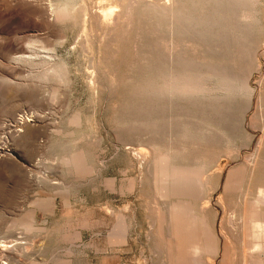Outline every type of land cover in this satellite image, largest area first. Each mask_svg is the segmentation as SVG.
Instances as JSON below:
<instances>
[{"label": "rangeland", "instance_id": "obj_1", "mask_svg": "<svg viewBox=\"0 0 264 264\" xmlns=\"http://www.w3.org/2000/svg\"><path fill=\"white\" fill-rule=\"evenodd\" d=\"M0 128V264H193L157 199L162 157L206 170L197 264H243L237 216L264 190V0H0Z\"/></svg>", "mask_w": 264, "mask_h": 264}, {"label": "bare ground", "instance_id": "obj_2", "mask_svg": "<svg viewBox=\"0 0 264 264\" xmlns=\"http://www.w3.org/2000/svg\"><path fill=\"white\" fill-rule=\"evenodd\" d=\"M55 6V5H54ZM57 7V6H56ZM57 11V15L58 16H62L64 14V9H56ZM55 11V10H54ZM52 11V12H54ZM112 11V10H111ZM48 13V12H47ZM52 13H50L49 15H51ZM116 27V26H114ZM49 73V72H48ZM56 73V72H55ZM45 76V75H44ZM55 76V75H54ZM42 77V76H41ZM194 83V82H193ZM178 85V84H177ZM195 86V85H194ZM222 87V86H221ZM186 88V86H185ZM196 88V87H195ZM176 89V88H175ZM201 89V88H200ZM234 89V88H233ZM172 91V90H171ZM175 91V90H174ZM235 91V90H234ZM233 91V92H234ZM236 92V91H235ZM179 95V94H178ZM23 119V118H22ZM21 120V119H19ZM27 120V119H26ZM17 122V121H16ZM23 122V121H22ZM25 122V120H24ZM23 122V124L25 125V123ZM29 122V121H28ZM20 124V123H17ZM28 124V123H26ZM9 126V125H8ZM11 126V125H10ZM4 127V126H2ZM1 127V128H2ZM16 127V126H15ZM20 127V126H19ZM22 127V126H21ZM28 127H32L31 125H28L26 128L29 130ZM0 130H5L7 129L5 127V129H1ZM13 128V127H12ZM23 128V127H22ZM24 129V128H23ZM13 130V129H12ZM18 131V130H17ZM20 131V130H19ZM25 131H27L25 129ZM6 133V130L4 131ZM3 132V133H4ZM0 134L1 131H0ZM7 134V133H6ZM10 134V133H9ZM21 134V132H20ZM28 134V132H27ZM12 136V135H11ZM30 136V135H29ZM28 137V136H27ZM32 137V136H31ZM0 138L2 139V137L0 136ZM5 138V137H4ZM30 138V137H29ZM34 138V137H33ZM28 139V138H27ZM3 140V139H2ZM4 141V140H3ZM6 141V140H5ZM28 141V140H27ZM4 143V142H3ZM7 143V142H5ZM4 143V144H5ZM37 143V142H36ZM259 143V142H258ZM3 144V145H4ZM2 145V146H3ZM260 146V145H257ZM5 145L2 147V149H4ZM1 149V146H0ZM260 149V148H259ZM258 149V150H259ZM6 150V149H5ZM257 150V151H258ZM257 153V152H256ZM260 154V153H259ZM257 156V155H255ZM153 158V157H152ZM257 158V157H256ZM253 159V158H252ZM68 160V159H67ZM70 161V159H69ZM83 159L82 157H80L79 155L71 158V166H75L76 168L78 167L79 171H82V169H80L81 163H82ZM158 162L156 163V160L154 161V163L158 164V174L156 177V187H157V199L159 201H169L171 200V207H170V214L169 215V219L171 223H174V225L177 227L178 230L183 231L184 234L188 233L190 235H192L194 237V241L190 242L188 244V246L186 247V253H187V257H188V261L189 259L193 260L195 264H197L198 259L200 257V254L204 251V250H209L210 246H202L197 240H195L196 237V226L198 224V220H197V214L195 215L193 213V208L191 206V203L189 202L190 200L194 199V201H202L204 202V190H205V185H206V180H205V173L206 170L205 168L201 167V168H188V167H182L180 165H174L172 164L169 159H167L166 157H162L159 160H157ZM68 162V161H67ZM258 164V162H257ZM70 166V164H68ZM150 165V164H149ZM255 165V164H254ZM253 165V166H254ZM256 166V165H255ZM74 168V167H73ZM250 171V170H249ZM255 171V170H254ZM253 171V175L256 174ZM252 172V170H251ZM212 173V172H211ZM251 176V174H250ZM219 179V176H217ZM248 177V176H247ZM256 176H254L255 179ZM260 177V176H259ZM235 178V179H234ZM208 179V178H207ZM217 179V180H218ZM244 179V178H243ZM254 179H252L253 181H255ZM110 180V179H109ZM251 180V181H252ZM262 180V179H261ZM37 181V180H36ZM41 182V181H40ZM231 184V186H233V188L236 187V189L240 190L242 188V185L239 181L238 178L233 177L231 180L229 179V181H227V184ZM253 183V182H252ZM250 183V184H252ZM262 183V182H259ZM112 184V183H110ZM249 184V182H248ZM258 181L255 185V183H253L252 185L257 186L258 189ZM113 185V184H112ZM245 185V184H244ZM250 185V187L252 186ZM207 186V185H206ZM210 186V185H209ZM255 186H253L252 188H254ZM263 186V187H262ZM260 184L259 188H263L264 189V185ZM112 187V186H111ZM208 187V186H207ZM211 187V186H210ZM222 188V187H221ZM251 188V189H252ZM132 189V188H131ZM211 189V188H210ZM256 190V187L254 188ZM133 190V189H132ZM156 190V189H155ZM209 191V190H208ZM250 192H252V190L249 189ZM254 191V190H253ZM257 191V190H256ZM215 194V193H214ZM224 194V193H223ZM237 195V199L238 195H240L239 193H235ZM247 194V193H246ZM249 194V193H248ZM257 194V195H256ZM256 194H252L255 196H252L251 193L248 195L249 198H245L249 201L250 197H253V199L248 202L247 200H243L240 196V199H242V203L244 202H248V209L247 211H245V214L242 217H238L240 215L237 216V218H239V221L241 223H243V226L247 227V237L249 238V241H247L248 243L244 245L243 242L239 243L244 245V250H243V254H242V262L243 264H248L250 262H254V264H264V190H259L258 193L256 192ZM231 195V194H230ZM206 196V195H205ZM214 196V195H213ZM235 196V195H234ZM210 197V196H208ZM207 197V198H208ZM244 198V199H245ZM176 199V200H173ZM190 199V200H189ZM212 199V198H211ZM229 201V200H227ZM158 202V201H157ZM246 202V203H247ZM147 203V202H146ZM219 203V202H217ZM245 203V204H246ZM220 204V203H219ZM224 204V203H223ZM170 205V204H169ZM167 205V207L169 206ZM199 205V204H198ZM214 205V204H213ZM226 205V204H225ZM228 205V204H227ZM231 205V204H230ZM244 205V204H243ZM202 206V204H201ZM217 206V205H216ZM223 206V205H222ZM240 206V205H239ZM215 207V205H214ZM218 207V206H217ZM244 207V206H243ZM221 208V207H220ZM219 208V209H220ZM224 208V207H223ZM245 208V207H244ZM202 211L204 213V210L206 209L205 206L202 207ZM240 210V209H239ZM126 211V210H125ZM223 211V210H222ZM227 211V210H226ZM232 211V210H231ZM236 211L238 212V210L236 209ZM107 212V211H106ZM109 212V211H108ZM225 212V211H224ZM242 212V211H241ZM248 212V213H247ZM111 213V212H109ZM108 213V214H109ZM240 214V212H238ZM116 214V213H115ZM237 214V213H236ZM243 214V212H242ZM203 215V214H202ZM229 216V215H228ZM200 217V216H199ZM227 217V216H226ZM206 218V217H205ZM237 218L236 221H237ZM228 219V218H227ZM24 222L21 224L25 229L30 230L31 229V223L28 220L23 219ZM168 220V219H167ZM230 223L233 224V222L236 223V221H234L233 219V215L230 214L229 217ZM239 222V223H240ZM164 223V222H163ZM207 223V222H206ZM240 223V224H241ZM117 225L114 227L113 231L111 230V236L110 237V242L112 248L113 247V242H116V244L119 242H123L126 238V234H127V228L123 222V220H119L118 223H116ZM166 224V223H165ZM239 224H237L238 227ZM21 226V227H22ZM169 226V225H168ZM228 226V225H227ZM232 226V225H231ZM240 226V225H239ZM130 227V226H129ZM225 227V225H224ZM230 227V226H229ZM161 229V227H159ZM158 228V229H159ZM233 228V227H232ZM232 228L230 230H232ZM176 229V228H175ZM229 229V228H227ZM226 229V231H227ZM245 227L242 228V230H244ZM166 230V228H165ZM211 230V229H210ZM220 230V229H219ZM234 230V228H233ZM236 230V229H235ZM235 230L233 232H235ZM130 231V229H129ZM161 231V230H159ZM167 231V230H166ZM165 231V232H166ZM205 231V230H204ZM223 231V230H222ZM245 231V230H244ZM244 231H242V233H245ZM212 232V231H211ZM239 232V231H238ZM237 232V233H238ZM224 233V232H223ZM236 233V234H237ZM110 234V233H109ZM159 234V233H158ZM162 234V231H161ZM213 234V233H212ZM229 234V233H228ZM231 234V233H230ZM235 234V233H233ZM216 235V234H215ZM223 235L222 233H220V236ZM179 236V235H178ZM218 236V235H217ZM230 236V235H229ZM232 236V235H231ZM230 236V237H231ZM235 236V235H233ZM239 236H241V234H239ZM163 237V236H162ZM227 237V236H226ZM245 237V236H243ZM224 236H222V240H223ZM237 238V237H236ZM130 239V238H128ZM200 239V238H199ZM220 239V238H219ZM234 239V238H233ZM243 238H241L242 240ZM131 240V239H130ZM221 240V239H220ZM248 240V239H246ZM15 241V240H14ZM235 241V239H234ZM244 241V240H242ZM8 242V241H7ZM13 242V240H12ZM175 242V241H174ZM240 242V241H239ZM221 243V242H220ZM3 244V242H2ZM9 244V243H8ZM7 244V245H8ZM18 244V243H16ZM15 244V245H16ZM110 244V243H109ZM115 244V245H116ZM175 244V243H174ZM238 244V243H237ZM5 244H3L4 246ZM20 245V244H19ZM117 245V246H118ZM218 245V243H217ZM1 246V245H0ZM1 246V247H3ZM5 247V246H4ZM8 247V246H7ZM14 247V246H13ZM116 247V246H115ZM219 247V246H218ZM118 249V247H116ZM236 249V248H235ZM242 249V248H241ZM3 250V248H2ZM239 250V248H238ZM6 251V250H5ZM9 251V250H8ZM159 255V254H158ZM241 255V254H240ZM240 255L238 257H240ZM210 256V255H209ZM175 258V257H174ZM234 258V257H233ZM237 258V257H236ZM186 259V258H185ZM209 259V258H208ZM220 259V258H219ZM231 259V258H230ZM238 259V258H237ZM178 260V258H177ZM176 260V261H177ZM180 260V259H179ZM183 260V259H182ZM203 260V259H202ZM211 261V259H210ZM241 261V260H240ZM190 262V261H189ZM231 262V261H230ZM193 263V264H194ZM199 263V262H198ZM189 264V263H188ZM206 264V263H205Z\"/></svg>", "mask_w": 264, "mask_h": 264}]
</instances>
